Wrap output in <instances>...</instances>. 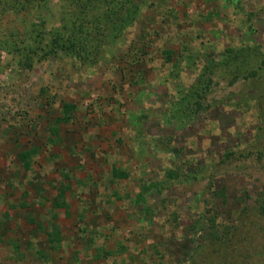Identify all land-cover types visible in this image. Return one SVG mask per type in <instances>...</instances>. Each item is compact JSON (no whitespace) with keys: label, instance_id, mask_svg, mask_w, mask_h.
Listing matches in <instances>:
<instances>
[{"label":"rangeland","instance_id":"rangeland-1","mask_svg":"<svg viewBox=\"0 0 264 264\" xmlns=\"http://www.w3.org/2000/svg\"><path fill=\"white\" fill-rule=\"evenodd\" d=\"M7 2L0 33L35 18L89 49L24 69L0 50V264L264 260V0Z\"/></svg>","mask_w":264,"mask_h":264},{"label":"trees","instance_id":"trees-1","mask_svg":"<svg viewBox=\"0 0 264 264\" xmlns=\"http://www.w3.org/2000/svg\"><path fill=\"white\" fill-rule=\"evenodd\" d=\"M25 1L27 0H24V2ZM7 3L10 5L11 8H15L17 11H26L29 8V5L25 6V4L21 2H19L17 6H14V0H9V2ZM34 19L35 18L31 19L30 21H27V24L29 23V25L28 29L25 30V33L18 31L0 33V50L10 55L12 59H15L17 64L23 69L25 67L31 68L32 65L36 62L46 60L48 58H56L60 55L80 58L81 55L85 54L86 49H89L88 40L85 41V37L80 40L79 44L77 39L75 38V33H72V35L68 34L67 32L65 33V30H67L68 28L66 25L59 29L47 30L44 24H42L43 22L41 20L40 24H37L35 23ZM82 24V22L72 20V28L75 27L76 30L80 29L82 27ZM167 55L170 56L171 52H167ZM209 74H211V72H209ZM202 82H205V84L203 85L201 91L205 93L210 87L211 79L209 77L206 79L203 78ZM195 92L197 93L198 98L201 97L200 91L196 90ZM196 103L197 106H199V103ZM75 109L76 106L74 104L64 103L61 109V116L57 119L56 123L69 121V115ZM33 151L34 150L23 151L18 154V157L21 160L24 169L26 170L30 167L29 159L34 153ZM111 175L115 178L127 177V173L119 170L118 168H112ZM167 176L169 178H172L173 176H175V174L172 170H169ZM154 188L159 189L160 187L158 188L157 184H149L144 186L143 193L137 195V200L139 202L143 201L144 193L149 192ZM68 189L69 186H61L59 188L58 194L52 203L53 209H66L64 195ZM257 212L260 215L264 216V194L257 206ZM36 225L37 228L41 230V225ZM59 235L60 232L57 225L53 226L52 230L47 233L48 242L50 243L51 248L54 249V246H56L54 244L56 242H59ZM219 247L220 248H218L217 250L221 251L222 245ZM255 262L257 264H264L263 259L259 260L258 262L255 260Z\"/></svg>","mask_w":264,"mask_h":264}]
</instances>
